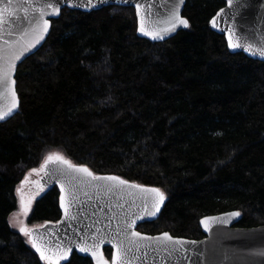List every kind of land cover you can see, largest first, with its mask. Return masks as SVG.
<instances>
[{
	"label": "trees",
	"instance_id": "16d2710c",
	"mask_svg": "<svg viewBox=\"0 0 264 264\" xmlns=\"http://www.w3.org/2000/svg\"><path fill=\"white\" fill-rule=\"evenodd\" d=\"M224 0H186L188 27L154 41L133 6L64 7L15 72L19 107L0 122V264H46L8 217L16 188L49 150L95 174L159 188V216L139 231L201 238L204 215L236 210L264 224V61L231 52L209 21ZM59 189L28 225L57 221ZM111 247L103 255L111 258ZM63 264H94L73 253Z\"/></svg>",
	"mask_w": 264,
	"mask_h": 264
},
{
	"label": "water",
	"instance_id": "95a60500",
	"mask_svg": "<svg viewBox=\"0 0 264 264\" xmlns=\"http://www.w3.org/2000/svg\"><path fill=\"white\" fill-rule=\"evenodd\" d=\"M185 1L0 0V72L7 71L9 75L7 88L0 87V115L4 117L0 122L14 115L19 107L16 84H12L18 64L43 44L50 32L51 19L58 17L62 8L89 12L107 5L133 6L138 36L161 41L186 28L177 21L174 31H164L171 27L170 18L173 16L186 19L182 15ZM45 19L49 21L47 32L44 31ZM141 23L144 32L140 31ZM209 24L213 30L225 36L231 52H243L250 58L264 61V55L260 54L264 51V0H224V5L211 17ZM145 33H159L164 38L153 39ZM230 35L231 40L238 43L239 47H229ZM41 36L43 39H39ZM13 90L15 97L12 95ZM41 170V187L56 185L59 189L61 215L55 222L46 221L28 231L31 245L35 239L50 259L41 258L40 253L33 249L41 260L49 264H63L73 253L88 257L97 264L91 251L82 253L79 250L82 246L90 247L93 244L97 256H103L108 264H114L117 249L119 264H264V224L253 227L236 226L239 216L228 215L237 212L236 210L201 217L199 225L204 236L198 239L174 236L167 231L145 233L139 231L137 226L155 220L164 201L159 203L155 194H145L141 192V188H159L129 181L115 174H95L89 169L93 176H115L128 183L94 180L86 173L74 172L56 160L47 164L44 162ZM70 177L75 178L72 184L68 182ZM132 185H139L140 188H133ZM160 192L162 193L161 190ZM61 197L68 206L67 216L61 207ZM157 203L158 212L155 208ZM153 212L155 215L151 214ZM133 232H139L141 236L136 237L132 235ZM164 233L171 235L173 240L155 239L162 237ZM108 245L112 249L110 261L103 255V248ZM184 249H187L186 255Z\"/></svg>",
	"mask_w": 264,
	"mask_h": 264
},
{
	"label": "snow or ice",
	"instance_id": "6c2138e0",
	"mask_svg": "<svg viewBox=\"0 0 264 264\" xmlns=\"http://www.w3.org/2000/svg\"><path fill=\"white\" fill-rule=\"evenodd\" d=\"M57 2H59V0H57ZM229 2H231V0H229ZM49 6H51V5H49ZM58 11L59 10L57 9L56 10V14H58ZM170 19H171V27L169 29H165L164 31H166V32L167 31H174L175 28L177 27V21H178V23L180 25H183L184 27H188V21L186 19L180 18L178 16H173ZM213 23H214V21H213ZM48 26H49V21L47 19H45L44 20V31L45 32H47ZM140 31L141 32L145 31V29L143 27V23H141ZM145 34L146 35H151L153 39H163L164 38L163 35H160L159 33H145ZM39 39H43V36H41ZM229 47H231V48L239 47L238 43H235V42H233L231 40V35L229 36ZM260 54L264 55V51H262ZM8 82H9L8 72L7 71L0 72V87L7 88ZM12 84L15 85V81L14 80L12 81ZM12 95H13V97H15V91L14 90L12 92ZM15 106H16L15 103H13V108H15ZM9 111H11V109ZM3 118L4 117L2 115H0V119H3ZM53 160L60 161L62 164L66 165L68 169H71L74 172L86 173L88 176L92 177L94 180H113V181L118 180L120 184H127L128 183L127 181L120 180L119 177H115V176H108V177H96V176H93L92 172H90L88 168H86V167H77L76 165L72 164L69 160L65 159L63 156H61L59 154H50L47 157L45 163L47 164L49 161H53ZM74 180H75L74 177H70L69 180H68L69 184H72L74 182ZM131 187L140 188L139 185H132ZM141 192H143L145 194H148V193L155 194L158 197V199H159V203H162L164 201V199H165L164 194L161 193L159 189H154V188L153 189H145V188H141ZM159 203H157L155 205L156 212L159 211ZM61 207L64 208L65 216H67V214H68V206L64 203V198L63 197H61ZM151 214L155 215L154 212L151 213ZM228 215L239 216L240 213L239 212H232V213H229ZM71 219H75V217H71ZM210 219L214 220L216 218H210ZM202 223H205V222L202 221ZM129 227H131V225H129ZM205 227H207L206 223H205ZM20 231L22 233H24L25 235L29 234V231L27 229H25V228H21ZM132 235H134L136 237H140L141 233L133 232ZM155 239H157V240L163 239V240H166V241H172L173 237L171 235H169L168 233H164L162 237H156ZM177 243H181L182 244L184 242L177 241ZM192 243H194V242H192ZM32 246H33V248L36 249L37 252L40 253L41 258L50 259L49 256L45 255V252L43 251L41 246L36 243L35 239L32 240ZM94 249H95V244L91 245L90 247H83L82 246V247L79 248L80 252H82V253H89L91 251V255L96 257L97 264H108V262L103 259V256H97V253H96V251ZM173 251H176V250L173 249ZM183 251H184V254L186 255L187 249H184ZM177 254L180 255L179 252H177ZM53 264H56V262H53ZM114 264H119V249H117V255L114 258Z\"/></svg>",
	"mask_w": 264,
	"mask_h": 264
},
{
	"label": "rangeland",
	"instance_id": "374dc122",
	"mask_svg": "<svg viewBox=\"0 0 264 264\" xmlns=\"http://www.w3.org/2000/svg\"><path fill=\"white\" fill-rule=\"evenodd\" d=\"M50 154H59L64 158H66L67 160H69L61 151L56 149L49 150L44 155V158L41 161L40 165L37 168L28 170L25 173L23 179L17 184V188H16L17 207L13 212L9 214L8 221L11 227L19 231L20 233H22L20 231L21 228H25L29 230L33 226L40 225V224L28 225L26 223V220L36 198L40 196L47 189V187L44 188L41 187L39 179H40V175L42 174V170H41L42 165ZM22 234L24 235L26 240L31 244L29 234L28 235H25L24 233ZM107 260L110 261V259ZM46 264L49 263L46 262Z\"/></svg>",
	"mask_w": 264,
	"mask_h": 264
}]
</instances>
